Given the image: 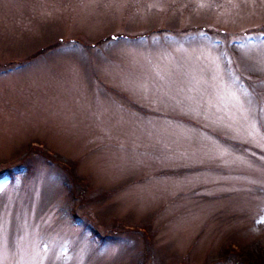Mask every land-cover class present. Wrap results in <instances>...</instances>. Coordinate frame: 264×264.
I'll use <instances>...</instances> for the list:
<instances>
[{"label":"rangeland","instance_id":"374dc122","mask_svg":"<svg viewBox=\"0 0 264 264\" xmlns=\"http://www.w3.org/2000/svg\"><path fill=\"white\" fill-rule=\"evenodd\" d=\"M261 226L264 0H0V264L256 260Z\"/></svg>","mask_w":264,"mask_h":264},{"label":"trees","instance_id":"16d2710c","mask_svg":"<svg viewBox=\"0 0 264 264\" xmlns=\"http://www.w3.org/2000/svg\"><path fill=\"white\" fill-rule=\"evenodd\" d=\"M32 150H36L38 154L43 156V159L48 163H58L60 165L63 175L66 176L69 180L83 184V185H89V180L87 178L82 179L81 174L78 172L79 163L77 160H68L65 163H62L60 161H57L58 157L51 154V152L44 149V147H41L40 145H33L32 144ZM18 169L22 168V165H18ZM15 168L8 164V167H6V172H12ZM102 195L99 194V197ZM88 197H85L87 199ZM89 199V198H88ZM100 199V198H99ZM84 200V199H83ZM152 222H145L143 225L139 227H129L126 228L130 231H138L143 232V239L145 241L147 246V254L150 253V248L155 244L154 243V235H156L157 229H154L152 227ZM119 224L122 226V229L124 228L125 224ZM261 231L264 238V228L261 226ZM95 234H97L95 232ZM258 247L261 245L259 242H257ZM154 247V246H153ZM257 258L254 260V248L248 245L246 242H243V240H223L220 243L219 251H217V257L212 261L205 259L204 263L201 264H225V263H233V264H264V248H259L256 250ZM173 264H194L191 260L189 255L183 256V258H177L172 260Z\"/></svg>","mask_w":264,"mask_h":264}]
</instances>
